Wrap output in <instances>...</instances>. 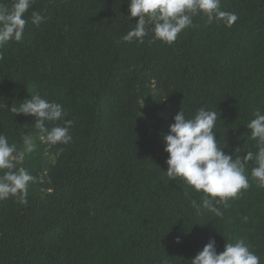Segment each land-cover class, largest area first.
<instances>
[{
  "label": "trees",
  "instance_id": "trees-1",
  "mask_svg": "<svg viewBox=\"0 0 264 264\" xmlns=\"http://www.w3.org/2000/svg\"><path fill=\"white\" fill-rule=\"evenodd\" d=\"M221 10L237 15L231 27L197 15L169 45L150 22L143 42L121 39L139 19L128 0H34L22 39L0 48V133L19 150L25 136L36 143L17 165L36 177L27 204L0 201V264H191L209 239L219 254L239 238L264 264V187L251 177L247 127L264 114V0H221ZM33 11L45 17L38 26ZM33 95L63 106L70 143L40 141L35 118L9 110ZM201 107L217 112L225 154L254 155L250 187L218 205L221 217L198 214L192 201L205 194L164 172L174 116Z\"/></svg>",
  "mask_w": 264,
  "mask_h": 264
},
{
  "label": "clouds",
  "instance_id": "clouds-1",
  "mask_svg": "<svg viewBox=\"0 0 264 264\" xmlns=\"http://www.w3.org/2000/svg\"><path fill=\"white\" fill-rule=\"evenodd\" d=\"M34 0H14L9 8L0 0V48L10 42L22 39L24 28L29 22L25 13L32 7ZM130 17H138L135 27L121 39L125 42L137 40L143 42L148 35L146 22L151 23L153 38L171 45L176 41L182 30L193 26V17L202 15L209 24L223 23L231 27L238 19L233 12L221 10V0H128ZM31 22L39 25L45 17L33 11ZM5 108V104L0 105ZM13 114H23L35 118V129L40 141L50 145L68 144L72 140L69 129L72 120H66V113L61 104L49 102L39 95L25 99L18 107L9 109ZM247 127L251 137L256 140L258 151L255 154L256 167L251 169V177L258 181V186L264 187V114L259 109L253 112ZM174 123L169 125V134L163 137L164 151L168 154L165 161L166 175L169 180L181 181L196 192H202V203L192 201L197 213L205 212L216 217L223 215L218 205H227L230 198H237L242 190L250 187L245 174V164L254 159L251 151L243 158L225 154L218 147L214 128L218 120L217 112L201 107L191 118H187L180 110L174 116ZM63 121L49 128L48 122ZM36 150L35 139L32 136L23 137V149L19 150L15 143H9L8 138L0 133V201L10 197H18L20 204H27L28 189L36 177L17 165L26 154ZM239 150V149H237ZM62 149L57 151L60 155ZM248 218L244 217L246 221ZM176 243H180L177 237ZM191 264H260V258L251 251L245 238L236 242L225 243L224 250L217 253L215 240L209 239L203 249L191 260Z\"/></svg>",
  "mask_w": 264,
  "mask_h": 264
}]
</instances>
